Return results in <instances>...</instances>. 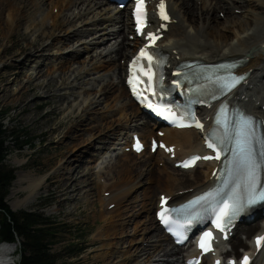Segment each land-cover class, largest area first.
Listing matches in <instances>:
<instances>
[{"label": "bare ground", "instance_id": "bare-ground-1", "mask_svg": "<svg viewBox=\"0 0 264 264\" xmlns=\"http://www.w3.org/2000/svg\"><path fill=\"white\" fill-rule=\"evenodd\" d=\"M158 1L161 0L155 1L154 4L158 3ZM1 3L2 6L4 5L2 12L6 19L2 17L3 14H0V30L1 28L3 30L12 27L14 29L18 28V23L24 18L22 17V13L26 10V8L22 9V6H27L29 10H33L30 12H34V16L39 17V21H35L33 18L28 20L26 29H33L31 32L35 31L37 38H45L44 45L41 44L40 48L43 51L42 53L34 54L36 55L35 59L42 61L47 57L43 53L44 51L58 48L56 53L60 54L54 57L53 65L57 64L58 68L64 66L60 71L67 69L69 73H72V70L70 71V64L74 65V63L72 64L74 62L72 60L73 56L81 54L82 51L89 52L99 44H105L111 39H116L114 46L108 48L109 44L107 43L108 46H105L103 51L100 50L101 52H98V55L96 54L99 58L98 61L95 59L93 60L94 62H90L88 66L82 67L79 70L80 76L82 73L83 76L84 74L90 76L98 74L105 66H115L111 68L115 72L113 73L114 78L111 79L107 88L110 90L114 89L115 87L112 81H117L116 83L119 84L118 88L121 87V91L124 92L121 95H117L115 109L111 110L110 108L111 112L109 110L104 114H98L92 118L91 123L87 126L90 134L88 136L89 140L87 139L84 142V144L89 141L92 142L90 145L84 147V151H86L94 147L96 143L103 142V136H115L116 140L121 141L120 150L122 153H118L115 156L116 158H113L115 153L113 154L111 152V156L105 159L103 158L104 161L100 163L101 165L95 168L94 172L97 173L100 171V173H93L96 177L94 178L96 183L98 182V193L100 194L102 189H104L102 192L110 193L108 198H98L101 207L104 208L105 206L106 211H110L109 213L103 211L99 213V219L103 224H106L107 228L106 230L101 229L99 238L107 239L108 237L116 236V234L118 235V233L124 230V226L128 221L125 220L127 222H123L121 218L124 215L128 216L131 214L128 213L127 208H122L123 205L133 202V192L136 187L142 183H145V186L150 184L141 199H146L147 201L146 203L141 202L140 212L135 215V218L139 219V221L134 222L136 227L133 234L134 236L139 234L138 237L140 238L132 240L134 242L141 241L142 244L148 242V246H150H147L150 249L146 252H143L145 249L141 250L143 254L138 264H186L187 258L186 260H182L186 255L182 254L188 253L192 246L189 245L186 248L187 244L184 246L175 244L160 227L155 218V209L162 200L161 196L171 198L170 205H175L214 185L216 178L211 173L218 164L200 163L195 169L188 171L175 168V164L180 160L202 151L204 142L203 134L195 130H162L164 136L161 140L175 149L174 159H172L170 153L167 154L162 150H159L155 155H152L150 152H142L140 155H136L133 152L130 154L126 153V147L131 145V141L129 140L130 132L132 134H139L147 143L149 149V141L152 138H158L153 123L146 118L147 121L141 122L140 116L143 114L142 110L131 99L125 85L127 63L123 66L121 62H128L130 60L135 53V47L141 41L137 38L133 39L134 33L126 15L120 14L118 5L116 7L104 5L100 0H1ZM164 3H167L169 7V16L167 21L164 22L168 25V32L159 42L158 46L167 54L169 77H171V72L181 62L200 61L204 64H213L222 60H242L243 64L238 68L237 73H245L248 75V78L242 87L231 94L230 102L258 116L264 124V0H164ZM152 12L153 18L151 22L152 24H156L153 29L157 30L161 27L162 22L156 21L154 10ZM218 12L225 14L223 20L220 19ZM91 14L93 15L92 18L85 20V17H89ZM116 24H119L118 29H116ZM76 38H80L78 42L80 45L77 48L75 47L77 44L74 45V42L71 41ZM46 41L48 43L45 46ZM56 41H63L60 44H64V48L68 45L72 49L70 48V52H68L64 48L59 47V45L55 46L56 44L54 43ZM68 42H71L70 45ZM22 56H26L25 58H27L28 55L25 54ZM42 56L44 57L42 58ZM113 56L114 58L122 59V61L119 63L117 60V63L114 65L110 64V62L114 61ZM18 60L13 58L11 63L18 65L20 63H16ZM47 60L49 59L44 61ZM0 64L4 68L6 63ZM107 73L109 72L107 71ZM107 78L108 76H100V81L97 84L99 86L98 88L101 87L100 83L109 81ZM87 90L85 91L83 100L81 99L83 101L81 102L83 105L82 112H91L101 104L96 92L101 90L96 89L93 92L91 91L93 87ZM110 90L105 89L102 95H107L106 93H110ZM123 97L126 98L125 105L119 103V100ZM215 108L214 106L211 109H203L200 113L205 122L209 120L208 124L212 122V115ZM108 119L111 124L109 123L110 125H107L104 131L98 132L101 136H96L98 135V129L104 124V121L108 122ZM133 123L137 126L132 127ZM109 132L111 133L110 135H108ZM77 133L78 129L70 132L67 140H76L78 137L76 136ZM111 144L116 147L115 141ZM102 145L106 147L105 144ZM77 148L80 147L74 146L72 148L71 152L76 149L75 152L69 157L64 158L60 162L57 170L61 175L67 171L66 176L70 180H73L71 187L78 182L73 178L77 173L76 169L81 168L79 165L75 168L72 166L78 159V154L76 153ZM110 148L112 147L110 146L108 149L110 150ZM130 158L136 161L132 162L129 160ZM143 161V165L146 168L145 174L140 171V167L135 165ZM153 168L156 169L157 175L154 174ZM186 175L192 177V179H188V181L193 180L192 184L186 182ZM19 176L17 178L20 180L17 181L27 182L28 189L32 192V198L35 200V189L43 185L47 177L44 176L38 179L30 174L26 176L21 174ZM143 177L146 178L144 182ZM199 178L200 181L196 182ZM155 191L158 192L153 196V192ZM104 200L107 202L106 205ZM111 205H113V210H109ZM152 209L153 218L151 223L150 217L146 213ZM149 213L151 214V212ZM142 214H145V216L142 217ZM258 216H261L259 212ZM113 219H117L115 222L118 223L113 224ZM257 220L255 219L248 224L245 223V227H241V230L239 228L240 225L236 228V231H240L242 235H245L247 240H243L240 234L239 236L237 235L232 241V248L228 253V257L237 256L239 254V248L253 250V238L257 233L264 231L262 223ZM148 224H151V227L148 228ZM150 233L153 234L146 237ZM119 235L121 236L122 234ZM155 239H157V248L153 249L152 245L155 242L152 240ZM165 242L168 246L163 249L160 248L162 247L160 243ZM103 246L107 247V250L98 256L103 257V259L113 258L114 254L112 250L114 245L111 240L110 242H103ZM169 246L172 248L169 249ZM16 250L17 244H0V264H11L9 258L13 256ZM136 250L139 249L136 248ZM126 258H123L122 261ZM258 258L259 255L254 257V264L257 263ZM122 261L113 264H121ZM214 261L215 259L206 258L203 264H214Z\"/></svg>", "mask_w": 264, "mask_h": 264}, {"label": "rangeland", "instance_id": "rangeland-1", "mask_svg": "<svg viewBox=\"0 0 264 264\" xmlns=\"http://www.w3.org/2000/svg\"><path fill=\"white\" fill-rule=\"evenodd\" d=\"M1 4L2 3L0 0V14H3L2 11L4 9V5L2 6ZM112 7H116V5H112ZM21 8H26V10L24 12L22 11V17L24 18H22V20L18 23V28L14 29L12 27L5 28L4 30L1 28L0 30V63H6L4 68L0 64V116L6 117L5 124L9 130H22V132L25 134L23 142L29 141L30 143L29 145H26L23 150H19L13 144L14 141L7 139V146L9 148L7 165L15 170L16 179L11 185L10 193L6 201L14 212L38 209L46 216H55L59 222L67 224V226H64V237L56 246H54L53 252H60L74 240H76V243L82 242V244L79 246L86 247L87 251L80 257L74 258L68 257L67 254L62 251L63 264H113L117 262L120 263V261L126 257L128 258L122 261L121 264H138L142 258L143 252H146L148 249H150L148 248L150 246H148V242L142 244L141 241H135L136 243L133 241L137 238H140L138 237L139 234L136 236L133 234L136 227L134 222L139 221V219L135 218V215L136 213L140 212L139 210L141 208V202L146 203L147 201L146 199H141L150 184L145 186V183H142L136 187L133 192V202L123 205L122 208H127L128 213L131 214L128 216L124 215L121 218V221L123 222L125 220L128 221V223H126L124 226V230L121 231V233H118V235L116 234V236L114 235L113 237H108L109 239H100L99 233L101 232V229L106 230L107 228L106 224H103V222H101L99 219V213L100 211L105 213H109L110 211H106L105 206L104 208L101 207V203L99 202L98 198H108L110 193L102 192L104 189L101 190L100 194L98 193V182L96 183V180L94 179L96 177L93 175V173H96L94 172L95 168L99 167V165H101L100 163H102L106 157L111 156V152H113V154L115 153L113 158H116L115 156L118 153H122L120 150L121 141L116 140L115 136L107 137L103 136L102 134V138L104 139L103 142L96 143L94 147L84 151V147L92 143L89 141L84 144V142L88 139V136H90L87 126L91 123L92 118L98 114H104L108 112L110 108L111 110L115 109V106L117 105V95H121L124 92L121 91V87L118 88L119 84L116 83L117 81H112L115 87L114 89L110 90L107 88L111 79L114 78L113 73L115 72H113L111 68H114L115 66H105L99 71L98 74H96L97 76H87L86 74L83 76V73L80 76L79 70L82 67L88 66L90 62H94L93 60L95 59L98 61V52L103 51L105 46H108V44V48L114 46L116 39H111L105 44H99L96 48H93L91 51H89L91 53L82 51L81 54L73 56L72 60L74 62H71L72 64L74 63V65L70 64V71L72 70V73H69L67 69L60 71V69H62L64 66H60V68H58L57 64L53 65L55 60L54 57L59 56L60 54L56 53V50L58 49L57 47L55 50L51 49L43 52L45 56H47L44 60H49L39 61V59H35L36 55L34 54H38L40 52L42 53L43 51L40 48L41 44L44 45L43 42L45 38H37L35 31L31 32L33 29H26L28 20L33 18L35 21H39V17L34 16V12H30L33 10H29V7L22 6ZM121 13L127 16V9L120 11V14ZM218 15L222 20L225 17L223 12H218ZM92 16L93 15L91 14L89 17H85V20L92 18ZM2 17L6 19L4 14ZM118 28L119 24H116V29ZM79 40L80 38L71 40L74 42V45L77 44L75 46L76 48L80 45V43H78ZM62 42L63 41H56L54 44H56L55 46L59 45V47L64 48V44H60ZM47 43L48 42L46 41L45 46ZM70 43L71 42H68L69 45ZM66 47L64 49L70 52L71 47H68V45ZM25 54L28 55L27 58H25L26 56H22ZM11 57L14 59H19L16 61V63H20L18 65H14L11 63L13 59ZM43 57L44 56H42V58ZM113 60V62H110L112 65L117 63V60L119 63L122 61V59L118 58H114ZM121 63L123 66H125L127 62L122 61ZM107 71L109 73H107ZM100 76H108L107 79L109 81L100 83L101 87L98 88L99 86L97 84L100 81ZM91 87H93V90H91L93 92H95L96 89L101 90L104 87L101 91H96L98 95L97 98H99L101 104L91 112H82L83 105L81 102H83L82 100L86 93L85 91H88L87 89L90 90ZM105 89L110 90L111 92L106 93L107 95H102ZM125 101L126 98L123 97L119 100V103L125 105ZM145 118L146 116L141 114V122L147 121V118ZM103 123L104 124L98 129V135L96 136H101L98 132L104 131V128L111 124L109 119L108 122L104 121ZM133 124L132 127L137 126L135 123ZM75 129H78V133L76 134L78 137L76 140H67L69 133ZM84 129H86L85 132ZM110 134L111 133L109 132L108 135ZM131 136L132 133L130 132L129 140L131 139ZM113 141H115L116 147L111 144ZM102 144H105L106 147H104ZM74 146H78L80 148H77L76 153L78 154V159L72 164V166L75 168L79 165L81 168L76 169L77 173L73 176V178L78 182L71 187L73 180H70V178L66 176L67 171L61 175L57 170L60 162L75 152L76 149L71 152ZM110 146L112 148L109 150L108 148ZM126 153H131L130 146L126 147ZM129 160L132 162L136 161L132 160V158ZM127 162L129 161L127 160ZM143 164L144 161L140 164L136 163L135 165L140 167V171L145 174L146 168ZM153 172L155 175H157L155 168H153ZM97 173H100V171ZM21 174L25 176L30 174L34 178L38 179L44 176L47 177V180H45L46 182L44 181L45 183L43 185H41L38 189H35V200L32 198V192L30 189H28L27 182L17 181L20 180L19 175ZM18 176L19 178H17ZM143 178L144 182L146 178ZM188 179H192L190 175H186V182L192 184L193 180L188 181ZM198 181H200V178L197 179L196 182ZM157 192L158 191L153 192V196ZM104 201L106 205L107 202L106 200ZM112 206L113 205L109 207V210L114 209ZM149 212H151V214ZM149 212H147L146 215L150 217L149 219L152 223L153 209ZM144 216L145 214H142V217ZM116 220L117 219H113V224L118 223L115 222ZM243 226L245 227V224L240 225V230ZM147 227H151V224H148ZM119 234L122 235L120 236ZM151 234L153 233L146 235V237L151 236ZM239 234L243 240H247L246 236L242 235L240 231L236 233L235 237L237 235L239 236ZM110 240L114 245L112 250L114 257L110 259H103V257L98 255L100 253L106 252L107 247H102V245L103 242H110ZM152 241L155 242L152 247L153 249H156L157 239ZM160 245H162V247H160L162 249L168 246L166 242L160 243ZM226 246L228 249H231L232 242L230 241ZM136 248L139 250H136ZM168 248L170 249L172 247L169 246ZM142 249H145V251L141 252ZM17 260L18 256L16 250L13 256L9 258V262L11 264H16ZM182 260H186V257L184 256Z\"/></svg>", "mask_w": 264, "mask_h": 264}, {"label": "trees", "instance_id": "trees-1", "mask_svg": "<svg viewBox=\"0 0 264 264\" xmlns=\"http://www.w3.org/2000/svg\"><path fill=\"white\" fill-rule=\"evenodd\" d=\"M5 119L0 116V243H20L16 264H63L62 251L70 258L80 257L87 249L79 246L82 242L76 243V240L60 252H53L54 246L64 237L67 224L59 222L55 216H46L38 209L14 212L7 203L11 185L16 179L15 170L7 165V139L14 141L19 150L30 142H23L25 134L22 130H9Z\"/></svg>", "mask_w": 264, "mask_h": 264}, {"label": "snow or ice", "instance_id": "snow-or-ice-1", "mask_svg": "<svg viewBox=\"0 0 264 264\" xmlns=\"http://www.w3.org/2000/svg\"><path fill=\"white\" fill-rule=\"evenodd\" d=\"M143 3L144 0H137V19L138 22L140 20V14L143 11ZM161 8V18L164 20L168 19L167 14L163 11L164 9V0H161L160 6ZM163 27V26H162ZM139 30V29H138ZM148 38L152 40L153 42L158 39L155 34H148ZM150 47V46H149ZM141 57L146 58L149 61V66H151L152 61V55L148 53L146 49H141L140 56L137 57V60H139ZM239 79H243L242 77ZM239 79H233L230 83H226L223 85L224 89H231L235 86L236 83H239ZM149 81H151V76H149ZM131 83V81H130ZM150 86V85H149ZM197 127H200L199 124H197ZM242 137L241 140L237 141L236 147L233 149V151L236 153L237 157V164H243L246 169V179L249 186V191L251 193H255L257 189V170L261 167V165L256 161L254 157L253 147H252V140L254 136V128L253 123L250 118H245L242 121V128L241 132L238 134ZM222 143V141H221ZM209 148L215 149L217 147L216 143L210 142L207 145ZM140 145L137 143V150H140ZM171 151V149H168ZM212 157H204V159H211ZM220 158V151H217L216 159ZM200 159V157H194L192 161L185 162L184 167H189L191 163H194L195 160ZM211 194H207L205 197H200L199 200H205L208 196ZM198 201H195L193 203H198ZM264 200V193H261L260 195H250L249 198L245 202H241L239 199H233L232 197H229L228 200L223 201V206L220 208L219 213L216 216V227L221 231H225L224 226L222 225L221 221H224L225 223H231L232 220L242 211L245 210L246 207L257 203L259 201ZM231 201V202H230ZM227 218V220H225ZM161 220L167 224L168 220L165 214L161 213ZM171 231V229H169ZM206 237H211V233H206ZM178 242H182L178 240ZM256 245L258 248L264 246V237H257L256 238ZM201 248L204 251H208L209 248L205 247V244L203 241H201ZM217 264H219V261H217ZM242 264H249V258L244 257Z\"/></svg>", "mask_w": 264, "mask_h": 264}]
</instances>
